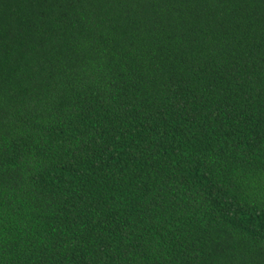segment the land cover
I'll list each match as a JSON object with an SVG mask.
<instances>
[{"label": "trees", "instance_id": "obj_1", "mask_svg": "<svg viewBox=\"0 0 264 264\" xmlns=\"http://www.w3.org/2000/svg\"><path fill=\"white\" fill-rule=\"evenodd\" d=\"M0 264H264V0H0Z\"/></svg>", "mask_w": 264, "mask_h": 264}]
</instances>
